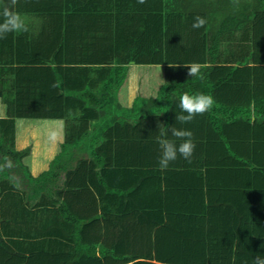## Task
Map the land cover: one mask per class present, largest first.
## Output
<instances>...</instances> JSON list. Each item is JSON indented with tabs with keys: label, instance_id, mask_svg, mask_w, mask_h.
Returning a JSON list of instances; mask_svg holds the SVG:
<instances>
[{
	"label": "trees",
	"instance_id": "trees-1",
	"mask_svg": "<svg viewBox=\"0 0 264 264\" xmlns=\"http://www.w3.org/2000/svg\"><path fill=\"white\" fill-rule=\"evenodd\" d=\"M24 1L34 8L45 3ZM53 1L75 25L64 45H57L61 37L42 35L36 44L17 41L14 47L8 38V49L18 57L28 50L54 62L41 66L39 55L0 69L6 106L0 120V183L16 177L19 167L24 180L16 178L15 186L41 178L56 182L64 172V188L50 187L57 197L50 209L45 195L36 208L51 213L61 200L53 217L60 213L72 229L66 243L50 237L47 250L29 254L0 236V264H252L264 255V200L258 198L264 169L244 154V144L230 140L228 116L224 125L210 126L209 135H197L191 163L178 157L163 171L157 163L158 140H175L170 127L191 131L189 123L175 120L182 94L204 93L215 100L217 92L236 84L246 95L251 71L264 70V0ZM196 16L219 23V37L234 38L235 44L245 40L235 60L218 63L216 44L190 39L198 30L192 28ZM194 62L201 73L191 78L184 64ZM131 64L162 65L165 85L155 98L137 97L123 109L116 93ZM244 109L236 111L239 118L249 116ZM15 119L65 121L59 155L40 178L21 164L26 150L15 149ZM86 148L84 159L72 157ZM18 191V201L6 210L15 208L23 223L26 194Z\"/></svg>",
	"mask_w": 264,
	"mask_h": 264
},
{
	"label": "crops",
	"instance_id": "crops-1",
	"mask_svg": "<svg viewBox=\"0 0 264 264\" xmlns=\"http://www.w3.org/2000/svg\"><path fill=\"white\" fill-rule=\"evenodd\" d=\"M20 1L21 2H18L15 10L18 11L25 19L26 23L28 24L29 31L27 33L19 34L12 33L9 34L7 38L0 39V69L16 68L20 66V62H23V58H26V60L34 61V59L39 55L42 58L40 61L42 63L40 64L41 66H43L44 63L49 65L50 63L52 64L54 62H48L49 58L43 57L45 55L42 52L32 57L28 50H22L21 53H18L20 54L18 57V55L16 54L17 52L14 48L12 50L8 49V45L10 44L8 38H13L12 42L11 40L10 42L15 47L17 41H22L25 43L24 45L27 46L37 42V40H39L42 35L52 37L54 36L56 38L61 37V39L59 40L60 42L57 43V45L59 46L60 44H65L64 37L67 35V30H70V28L73 27L75 28L74 24H70L69 22H67L66 12L64 11L65 9L61 8L63 7V5L59 1L57 4L56 1H53L52 5V3H49V0H41L45 3H41V5L38 6L39 8H34V5H31L27 1ZM28 1L38 2L40 0ZM5 3H7V0H0V7H2ZM59 3L60 6H57L59 5ZM203 10H205L207 13H210V11H212L208 8H203ZM203 10L201 9V12ZM215 11L216 10H213V12ZM218 13L220 12L216 11V14ZM218 32L219 23H206L204 27L196 30V33H194L195 35H190L191 37L193 36L190 39L193 41H203L206 46L211 45V43H214V45L216 44L218 48L216 55L218 56V63L226 62L229 59L230 61L231 59L235 60L237 58L236 56L238 55L237 51H234V53H232L233 56H231L230 54L227 55V58L224 57V52L220 53L219 48L225 46L226 44H234V47H240L242 43H246L245 40L241 41L240 39H238L239 43L235 44L236 40L234 38L226 39L225 37H219L220 35ZM176 41L180 42V40L177 39ZM184 44H187V40H185ZM207 62H209V60ZM132 66L136 67V69L138 70H141L139 72H136L134 76L130 77V71L129 74L127 73L128 70H131L130 68H132ZM147 66H160L161 68L158 74L153 75L154 69L150 70L151 72L149 73L146 70L148 69ZM128 70L126 73V78L130 77L131 81L129 80L128 82L129 86H127L125 91V86H123L125 83L124 81L123 85L116 93L117 104L123 109L130 108L133 105L135 98L137 97L144 99L155 98L160 89L165 85L166 71L165 67H163L162 65L131 64L129 65ZM244 85L246 86L244 87L245 91L246 89H248V92L246 91V95L245 93H242L245 98L244 101L240 99V97H243L240 93L241 90L235 88L232 85V87H228L227 92H217V95L215 96L216 102L213 109L203 115L196 116L194 120L189 123V126L191 128V132L193 133V140L195 141L199 139L197 135H209V133L211 132L210 126L213 127L212 125H224L226 121L225 116H228L230 118L228 119V125H230L229 130L233 129L231 133H228L230 140L236 143L244 144V154L255 161L261 169H264V70L251 71L250 80L244 83ZM227 98L236 100L238 104L230 103L231 101L229 102ZM241 107L245 108L244 110L248 112L249 116L244 117L243 115V117L239 118L241 116V112L238 114L236 113ZM119 113H121L120 110ZM4 118H6V106L2 103V100L0 98V120ZM40 125H45L43 127L41 126V128L46 129H44L45 132L43 133L44 141L49 143V145H53L51 150L46 153L44 152L43 154L42 152H38V149H34L37 148L35 147V144L34 147L32 146V144H30V142L32 143L38 140L37 134L39 132L37 128H40ZM65 126V121L62 119H15V149L17 151L26 150L27 153L28 150L26 148H29L28 145H31L30 152L32 153V151L34 150V156L31 155V153L27 154L26 157H23L25 160L21 162L23 163L24 167H27V170L33 178H40L43 173L47 172L50 169L52 162L50 158L53 155L52 150H54L55 144H60L59 146L61 150V145L65 140ZM56 131L59 134L58 139L56 141H51L49 139V135L50 133ZM26 142H29V144H26ZM85 150L86 151L78 150V153L77 151L74 152L72 157H74L76 161L78 159H84V154L87 152V148ZM39 153H41V155H39ZM39 156L40 158H38ZM26 160H29V164L27 163V165L25 164ZM70 165L71 166L69 167H72V165L75 166V162L70 163ZM16 178L17 176L12 177V179L11 177L6 179L2 178L0 189L3 188V191L0 195V207L5 204L6 209H12V206H14L15 202L18 201L19 198L18 196L14 195V192L18 191L19 187L17 184L16 186L12 184V182L14 183ZM65 180L66 174L63 172L62 174H60V177L56 182L50 183L49 181L42 180L41 178L39 183L33 182L36 183L37 186L33 183H27V185L30 186L29 191L32 189V193L29 192L25 197L22 196L24 199V202L22 204L26 208V216H30L32 214L34 218H24L25 223H22L10 216L11 219L6 223V220L3 221L4 218L2 219V214L0 213V236H2L8 243H10L11 246L16 248L17 250H20L24 254H29L30 252H33L35 250H47L49 241L51 240L50 237H57L62 242L66 243L70 234V230L72 229V224L65 221V218L60 213L56 214L55 218L53 217V214L55 215V208L57 209L59 205H61V200L58 201L57 205L51 208V213H49V210L46 212H42L38 208H36V205H38V203L45 195V204H47V208L50 209L51 202L57 198L55 197V195H53V191L58 190L62 187L64 188ZM45 186H48V188L44 189ZM50 187H54V190L50 191ZM33 190L35 191V193L33 192ZM258 198L260 200H264V191L261 194H258ZM254 199H257L256 196L254 197ZM27 210H29V213H27ZM6 214L8 213L6 212ZM39 215H41V217H39ZM55 220H57V223L54 222ZM41 239H44L45 241Z\"/></svg>",
	"mask_w": 264,
	"mask_h": 264
},
{
	"label": "clouds",
	"instance_id": "clouds-1",
	"mask_svg": "<svg viewBox=\"0 0 264 264\" xmlns=\"http://www.w3.org/2000/svg\"><path fill=\"white\" fill-rule=\"evenodd\" d=\"M19 0H7L2 7H0V39H5L12 33H27L29 31L28 24L21 14L16 11V6ZM234 3H238V0H233ZM138 4H145L146 0H137ZM207 23L206 19L201 16L194 18L192 24L193 29H200ZM169 67H179V65H169ZM184 67L188 70L186 75L188 77H197L201 73V65L199 63L184 64ZM202 78V76L200 77ZM52 87H58L57 84H53ZM215 100L209 94L199 93L189 95L184 93L179 98V108L181 113L175 115V120L182 124L190 123L198 115H203L212 110ZM168 131L175 140H169L162 138L158 140L160 155L157 163L160 170H166L170 164L175 162L178 157H182L187 162L191 163L192 157L195 152L196 144L193 140V133L187 129H177L176 127H170ZM162 135H167L166 133ZM59 134L52 132L49 135L51 141H56ZM252 264H264V255L258 254L253 260Z\"/></svg>",
	"mask_w": 264,
	"mask_h": 264
},
{
	"label": "rangeland",
	"instance_id": "rangeland-1",
	"mask_svg": "<svg viewBox=\"0 0 264 264\" xmlns=\"http://www.w3.org/2000/svg\"><path fill=\"white\" fill-rule=\"evenodd\" d=\"M243 44V43H242ZM235 45L234 44H232V45H225V46H223V47H220L219 48V51H220V53L221 52H224V57H227V54L226 53H229V52H233L234 53V51H237V54H238V52H240V48L239 47H234ZM228 58V57H227ZM147 68L148 69H146L147 70V72H151L150 70H152V69H154L153 70V75L154 74H158L159 73V70H160V66H155V67H153V66H147ZM149 68H151V69H149ZM131 70H128V73L127 74H129V71H130V77L131 76H134L135 74H136V72H139L140 70H138V69H136V67H133L132 66V68H130ZM130 77H128V78H126V80H125V83H124V85L123 86H125L124 87V89H125V91H126V88H127V86H129L128 85V82H129V80H130ZM153 77V76H152ZM131 81V80H130ZM139 82H140V80H139ZM138 82V83H139ZM41 126L43 127V126H45V125H40V128H37V130H38V134H37V136H38V140H36V142L34 141V142H30V144H32V146L34 147V144H35V147H37V148H34L35 150L36 149H38V152H42V154L45 152H48L49 150H51V148L53 147V145H49V143H47V142H45L44 141V139H43V133L45 132L44 131V129L45 128H41ZM46 130V129H45ZM57 132V131H56ZM42 135V136H41ZM26 144H29V142H26ZM60 144H58V143H56L55 144V146H54V150H52V157L50 158V160L51 161H53V158L56 156V155H58V153L60 152V146H59ZM29 146V148L27 147L26 149L28 150V152L26 153V155L27 154H30L31 152H30V148H31V145H28ZM33 152H34V150L32 151V153H31V155H33ZM50 154H51V152H50ZM39 155H41V153H39ZM34 156V155H33ZM26 157V156H25ZM38 158H40V156L38 157ZM23 160H25L24 158L21 160V162H23ZM27 163L29 164V160H26L25 161V164L27 165ZM22 164V166H23V168H24V165H23V163H21ZM13 165V164H12ZM14 167H15V165H14ZM13 167V168H14ZM26 167V166H25ZM47 167V166H46ZM13 168H11V171H14V170H12ZM26 169H27V167H26ZM15 176H17V179H19V178H21V179H23L24 180V177H23V175H22V168L21 167H19V170H18V172H16V174H15ZM18 182V181H17ZM34 184V183H33ZM37 186V185H36ZM18 187H19V190L20 191H18V192H24L23 194H27V193H29V192H31L32 193V189L29 191V188H30V186L29 185H27V183H25V181H22V182H19V184H18ZM33 192L35 193V191L33 190ZM6 212H7V210H6V205L4 204L2 207H0V213L2 214V216L5 214V216H4V219H3V221L4 220H6V223L11 219L10 218V216L12 217V218H16V219H18V218H21V216L20 217H16L17 215L15 214V212H16V209L14 208L9 214H6ZM16 213H18V212H16ZM27 213H29V210H27ZM31 214V213H30ZM32 215V214H31ZM27 217H31V216H27ZM39 217H41V215H39ZM41 240H44V239H41ZM45 241V240H44Z\"/></svg>",
	"mask_w": 264,
	"mask_h": 264
}]
</instances>
